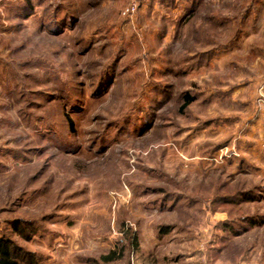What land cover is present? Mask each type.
Listing matches in <instances>:
<instances>
[{"label": "rangeland", "instance_id": "374dc122", "mask_svg": "<svg viewBox=\"0 0 264 264\" xmlns=\"http://www.w3.org/2000/svg\"><path fill=\"white\" fill-rule=\"evenodd\" d=\"M130 1L0 0V235L19 264H264V0Z\"/></svg>", "mask_w": 264, "mask_h": 264}, {"label": "trees", "instance_id": "16d2710c", "mask_svg": "<svg viewBox=\"0 0 264 264\" xmlns=\"http://www.w3.org/2000/svg\"><path fill=\"white\" fill-rule=\"evenodd\" d=\"M192 99L188 98L185 105L188 106ZM71 126H73V122L70 121ZM19 228V227H17ZM106 263L112 262L115 259L114 254L109 255L103 258ZM0 264H19L17 257V247L15 244L6 236L0 235Z\"/></svg>", "mask_w": 264, "mask_h": 264}, {"label": "built area", "instance_id": "2783aa9c", "mask_svg": "<svg viewBox=\"0 0 264 264\" xmlns=\"http://www.w3.org/2000/svg\"><path fill=\"white\" fill-rule=\"evenodd\" d=\"M138 0H131L128 7L123 11V16L131 17L134 16L138 10Z\"/></svg>", "mask_w": 264, "mask_h": 264}, {"label": "crops", "instance_id": "0c3cea01", "mask_svg": "<svg viewBox=\"0 0 264 264\" xmlns=\"http://www.w3.org/2000/svg\"><path fill=\"white\" fill-rule=\"evenodd\" d=\"M204 2L207 3L208 0H203V3H204ZM201 4H202V3H201ZM252 11H254V10H252ZM250 15L252 16V15H254V14H250ZM250 15H249V16H250ZM263 15H264V14H263Z\"/></svg>", "mask_w": 264, "mask_h": 264}]
</instances>
